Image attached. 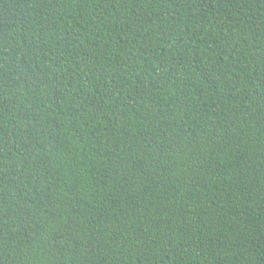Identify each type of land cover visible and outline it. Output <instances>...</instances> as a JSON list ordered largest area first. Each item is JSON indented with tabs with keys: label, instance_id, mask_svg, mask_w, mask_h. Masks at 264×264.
<instances>
[{
	"label": "trees",
	"instance_id": "obj_1",
	"mask_svg": "<svg viewBox=\"0 0 264 264\" xmlns=\"http://www.w3.org/2000/svg\"><path fill=\"white\" fill-rule=\"evenodd\" d=\"M0 264H264V0H0Z\"/></svg>",
	"mask_w": 264,
	"mask_h": 264
}]
</instances>
